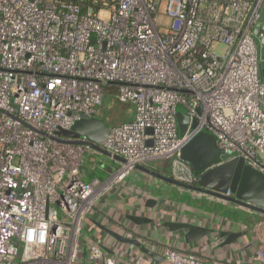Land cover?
<instances>
[{
  "label": "built area",
  "instance_id": "1",
  "mask_svg": "<svg viewBox=\"0 0 264 264\" xmlns=\"http://www.w3.org/2000/svg\"><path fill=\"white\" fill-rule=\"evenodd\" d=\"M263 7L264 0H0V264H229L122 225L114 232L163 262L123 244L114 252L84 232L97 202L134 165L174 159L202 129L222 154L264 175ZM104 85L134 110L99 145L125 163L104 181H84L85 157L99 153L56 133L99 118ZM178 107L189 117L182 133ZM134 215L153 219L147 226L172 221L163 211ZM254 258L264 264V251Z\"/></svg>",
  "mask_w": 264,
  "mask_h": 264
},
{
  "label": "water",
  "instance_id": "2",
  "mask_svg": "<svg viewBox=\"0 0 264 264\" xmlns=\"http://www.w3.org/2000/svg\"><path fill=\"white\" fill-rule=\"evenodd\" d=\"M259 26L263 30L264 7L261 12ZM255 34L257 35V31H255ZM257 40L259 59L264 61V37L258 36ZM176 119L180 133L184 132L189 117L182 107L177 108ZM109 130L110 128L100 118H83L76 121L70 130L60 129L56 135L70 139L68 141L70 144H77V139H84L100 155L124 164L125 160L123 158L99 147L106 140ZM147 132L151 133L150 130ZM152 162L166 163L162 168L165 171H154L150 167H145V165H134L133 169L144 173L159 183L161 182V184L166 183L171 188L178 189L180 193H186L184 191L193 193V195L191 194L192 199H207L218 205H225L224 207L229 206L236 220H240V222H247L252 218L253 214L264 216V175L252 166L247 165L242 158L222 154L216 147V140L213 134L205 129L200 130L174 159L167 161L155 160ZM137 181L140 184L147 185L146 187L150 191L159 187L154 182L146 183L141 179ZM228 190L231 193L230 197H224ZM172 200L173 196L168 193V189H163V191L157 192L154 198L145 201L144 206L155 212L163 211L169 213L174 210L169 205V201ZM127 219L135 226H147L154 222L153 219L146 216L128 215ZM96 226L117 243L138 249L156 263L163 262L160 256L148 250L140 242L126 239L102 225L96 224ZM162 226L171 233L183 232L180 242L184 244L194 243L213 233L212 230L184 222L165 221ZM244 235L245 233L242 232H221L219 234L221 238L226 237L222 246L232 244Z\"/></svg>",
  "mask_w": 264,
  "mask_h": 264
},
{
  "label": "crops",
  "instance_id": "3",
  "mask_svg": "<svg viewBox=\"0 0 264 264\" xmlns=\"http://www.w3.org/2000/svg\"><path fill=\"white\" fill-rule=\"evenodd\" d=\"M107 104L110 105L108 106L110 109H108V107L106 108ZM119 106L122 105L117 103L114 99L113 88L110 90L108 89L99 118L103 121L106 119L108 122L112 123L115 115H121L120 117L122 120L116 123L132 121L134 118L133 108L128 105L121 108ZM110 110L111 112H109ZM115 124L111 126L108 124L106 125L111 128ZM98 156L99 155L85 157V163L82 166V180L87 181L92 179L90 176L94 171L87 170H92L93 167H95L96 158ZM100 164H103L105 167H110V169L114 171L118 170L122 165L120 161L103 156ZM151 164H153V162H148L145 167L149 168ZM151 169L154 170L153 168ZM100 172L108 174L113 171L100 170ZM140 179L144 180L146 183L154 182V184H157L159 187L156 185L158 188L155 190L151 189L150 191V189L146 187L147 185L138 183L137 180ZM163 189H168V193L173 196V200L169 201V205H171L174 210H171L169 213L166 212L167 215L171 216L173 222L190 223L212 230L213 233L194 243L184 244L180 242L183 236V232L181 231L171 233L160 224L158 226H135L127 219L128 215H134L138 210L141 212H151L152 210L144 206L145 201L154 198V195L157 192L163 191ZM184 192L186 193H180L178 189L171 188V186L166 183L161 184V182L159 183L151 179L138 170H132L122 183L97 202L85 226L84 235L87 240L104 241V245H106L109 250L115 252L120 248V244L100 231L96 224L106 226L112 231H118L119 233L120 229L118 225H122V227L126 229H135L141 237L149 238L150 241L186 249V251L193 252L204 258L219 260L229 264H259L254 258V252L255 249H262L264 251L263 215L253 214L249 222H240V220H236V217L230 213L232 210L229 206L224 207L225 205L221 206L207 199H192L193 193ZM106 220L108 222H106ZM221 232H242L245 233V235L232 244L222 246L226 237L221 238L219 236Z\"/></svg>",
  "mask_w": 264,
  "mask_h": 264
},
{
  "label": "trees",
  "instance_id": "4",
  "mask_svg": "<svg viewBox=\"0 0 264 264\" xmlns=\"http://www.w3.org/2000/svg\"><path fill=\"white\" fill-rule=\"evenodd\" d=\"M111 88H113V87H108L107 85H104L103 86V90H104V92H105V95H106V93H107V91H108V89L110 90ZM113 92H115V89L113 90ZM104 121L106 122V124H108V125H112V123L113 124H115L116 123V121H114V122H112V123H110V122H108L106 119H104ZM125 122H127V121H125ZM122 123H124V122H119V123H116L115 125H113V126H118V125H120V124H122ZM112 126V127H113ZM93 161V160H92ZM166 165V163H164V162H156V163H153V164H151L150 165V168H153L154 170H156V171H161L162 170V168L164 167ZM105 166L103 165V164H100V163H96L95 164V167H93V169L91 170V169H88L87 171H94L93 172V174L90 176L92 179L93 178H97V179H99V180H101V181H104V180H106L109 176H110V174H111V172H109L108 174H105V173H103V172H100V170H102V171H114V170H112V169H110V167H105ZM101 168V169H100ZM164 170V169H163ZM165 171V170H164ZM89 180H91V179H89ZM89 180H87V181H89ZM226 211H227V209H226ZM230 213H232V215H234V213H233V211H231Z\"/></svg>",
  "mask_w": 264,
  "mask_h": 264
},
{
  "label": "flooded vegetation",
  "instance_id": "5",
  "mask_svg": "<svg viewBox=\"0 0 264 264\" xmlns=\"http://www.w3.org/2000/svg\"><path fill=\"white\" fill-rule=\"evenodd\" d=\"M258 34H259V36H263L264 37V28H263V30L262 29L258 30ZM257 46H258V74H259V78H260L262 86H263V109H264V61H261L259 59L258 40H257Z\"/></svg>",
  "mask_w": 264,
  "mask_h": 264
},
{
  "label": "rangeland",
  "instance_id": "6",
  "mask_svg": "<svg viewBox=\"0 0 264 264\" xmlns=\"http://www.w3.org/2000/svg\"><path fill=\"white\" fill-rule=\"evenodd\" d=\"M108 106H110V105L107 104V105H106V108H107ZM124 106L126 107L127 105H123V104H122V106H119V107L121 108V107H124ZM108 109H110V108L108 107ZM131 110H132V109H131ZM114 111H115V110H114ZM109 112H111V110H110ZM120 116H121V115H115V116L113 117L114 121L117 122V121L122 120V118H121ZM114 121H113V122H114ZM112 124H113V123H112ZM97 155H99V156L96 158V163L98 164V163H100L101 158H102L103 155H100V154H97ZM103 157H105V156H103ZM119 168H121V167H119ZM249 221H250V219L248 220V222H249Z\"/></svg>",
  "mask_w": 264,
  "mask_h": 264
}]
</instances>
